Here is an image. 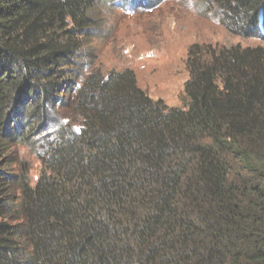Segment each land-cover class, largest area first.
<instances>
[{
	"label": "trees",
	"instance_id": "1",
	"mask_svg": "<svg viewBox=\"0 0 264 264\" xmlns=\"http://www.w3.org/2000/svg\"><path fill=\"white\" fill-rule=\"evenodd\" d=\"M130 1L0 0V264H264V49L191 45L181 108L84 77ZM208 2L264 33V0Z\"/></svg>",
	"mask_w": 264,
	"mask_h": 264
},
{
	"label": "rangeland",
	"instance_id": "2",
	"mask_svg": "<svg viewBox=\"0 0 264 264\" xmlns=\"http://www.w3.org/2000/svg\"><path fill=\"white\" fill-rule=\"evenodd\" d=\"M117 4L103 10L101 27L94 32L98 39L93 38L90 50H82L83 56L89 52L95 59L83 58L87 65L94 63L83 76L131 71L137 87L166 107L181 108L185 103L183 86L188 79L185 59L191 45L264 49L261 29L256 37L229 30L218 22L208 0H154V6L150 0ZM21 157L34 184L41 164L26 148H19Z\"/></svg>",
	"mask_w": 264,
	"mask_h": 264
}]
</instances>
